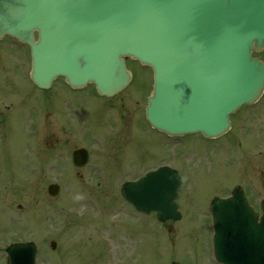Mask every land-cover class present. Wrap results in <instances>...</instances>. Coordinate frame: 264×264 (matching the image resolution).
I'll return each instance as SVG.
<instances>
[{
    "label": "rangeland",
    "instance_id": "374dc122",
    "mask_svg": "<svg viewBox=\"0 0 264 264\" xmlns=\"http://www.w3.org/2000/svg\"><path fill=\"white\" fill-rule=\"evenodd\" d=\"M9 40L0 41V91L9 83L19 85L14 104H8L18 123V118L25 116V106L42 108V94H34L35 89L25 79L28 60ZM261 58L264 63V52ZM127 63L134 72V82L112 100L99 96L92 86L74 90L57 80L47 110L53 115L49 120L58 123L54 131L65 159L58 166L51 164V175L42 169L43 164L27 157V148L35 142L44 147V137L29 136L28 121L0 129L2 253L10 243L31 241L38 250L37 264H216L210 251L207 201L229 192L235 183L250 186L253 198L257 193L264 195V100L242 110L226 136L203 140L191 134L168 142L144 120L150 70ZM81 118L88 130L77 120ZM59 122L63 124L62 137L57 133L62 129ZM242 126L245 133L240 131ZM98 135L112 142L109 158L110 147L104 153ZM162 142L170 147L163 150ZM78 147L87 148L90 154L83 169L70 162L71 150ZM162 163L181 168L187 178L179 198L183 217L163 227L154 216L131 211L119 194L125 180ZM32 164L38 170L33 175L26 170ZM99 166L105 169L101 172L108 177L105 182L98 177ZM54 177L60 178L61 192L50 199L46 188ZM96 200L101 207L94 209L89 204L95 205ZM74 209L81 219L74 218ZM51 241L56 243L55 250L50 249ZM3 254L0 264H5Z\"/></svg>",
    "mask_w": 264,
    "mask_h": 264
},
{
    "label": "water",
    "instance_id": "95a60500",
    "mask_svg": "<svg viewBox=\"0 0 264 264\" xmlns=\"http://www.w3.org/2000/svg\"><path fill=\"white\" fill-rule=\"evenodd\" d=\"M3 33L30 45L32 79L40 86L61 75L72 86L94 83L99 94L111 96L129 82L121 56L151 66L154 88L147 119L170 135L218 137L229 128L228 115L255 102L264 88V66L250 56L264 44V0H0ZM203 96L210 113L203 121H190L188 102L199 106ZM86 162L84 150L73 153L75 165ZM180 184L176 172L161 168L125 183L121 192L137 210L156 211L159 221L176 220ZM56 190L50 186L49 193ZM230 201L237 199L215 198L214 214L228 209L223 203ZM213 218L220 232L221 219ZM233 239L224 241L219 234L216 260L253 264L249 253L254 246L243 244L248 253L239 256ZM34 252L31 244L12 245L8 264H33Z\"/></svg>",
    "mask_w": 264,
    "mask_h": 264
},
{
    "label": "flooded vegetation",
    "instance_id": "af4514ba",
    "mask_svg": "<svg viewBox=\"0 0 264 264\" xmlns=\"http://www.w3.org/2000/svg\"><path fill=\"white\" fill-rule=\"evenodd\" d=\"M52 88L53 87H51L48 90H39L36 88L37 90H35L36 92L34 94L36 93L38 94V92L42 94V95L39 94L40 97L42 98L39 102L42 108L37 109L31 106L29 107L25 106V109H24L25 116L23 117V119L18 118L19 119L18 123L16 119H14L16 118L15 113L14 114L9 113L12 107L8 104L10 102L13 103V98L15 97V94L17 93L19 89V85L9 83L8 86L1 87V91H0V129H3L5 131V130H8L10 126L12 127L19 126L20 121L24 124H26V121H28L26 126H28L29 128V136L35 137V139L39 135H40L39 137H44V147L37 145V142H35V144H32L33 145L32 147L30 145L29 148H27V157L29 158L33 157V159L39 162L40 165L43 164L42 169L46 171L47 175H51L50 173L51 164L54 166H58L61 164V161L65 159V155L62 156L63 149L60 148V146L58 145L60 140L57 139V137L55 136V131H54L56 126L58 128V123L56 124L54 123L53 120H51L52 122L49 120L51 119L50 118L51 114L47 110V107L50 105L49 92ZM52 93L54 92L52 91ZM59 123L62 124V122H59ZM61 127L62 129L59 128L58 129L59 132L57 131V133H59V135H61L62 137L63 134H61L60 132L63 130V124ZM49 135L51 139L48 138ZM50 142H54L56 144H53L50 146ZM49 148L51 149V152H52V153L50 152V154H49ZM72 151L73 150H71V153ZM71 153H70V157H71ZM26 170L28 171L29 174H32V175L38 172L37 168L35 167V164L27 166ZM78 178L80 179V176H78ZM54 179L55 181H52L49 184H57V185L61 184L59 177H54ZM252 204L256 205L257 203L255 202ZM255 210H258V209L255 208Z\"/></svg>",
    "mask_w": 264,
    "mask_h": 264
}]
</instances>
